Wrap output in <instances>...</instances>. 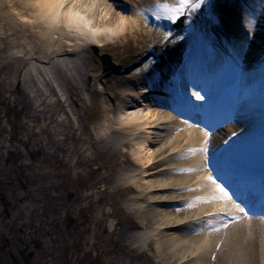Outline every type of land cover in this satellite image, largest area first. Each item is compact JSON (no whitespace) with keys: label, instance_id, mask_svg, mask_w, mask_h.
<instances>
[{"label":"bare ground","instance_id":"6f19581e","mask_svg":"<svg viewBox=\"0 0 264 264\" xmlns=\"http://www.w3.org/2000/svg\"><path fill=\"white\" fill-rule=\"evenodd\" d=\"M110 1L0 0V71L5 76L9 72L5 73L6 67H11L8 69L14 71L17 82V86L12 88H18L19 84L28 88L38 104L39 98L43 97L39 90L43 91L44 96L51 91L52 104L58 91V99L66 104L68 112L78 124L77 114L70 103L73 96L84 101L79 93L82 88L87 97L93 93L101 95L104 108L100 117L99 112L96 113L92 120L94 123L88 127L91 131L89 145L83 147L81 154L85 160L81 162L89 164L92 161L93 156L89 152L97 142L116 147L118 153L123 151L124 159L118 160L117 164L126 167L119 172V182L121 186L128 185L126 190H129V196L125 203L136 210L129 216L135 225L129 232V241L141 249L147 248L148 253L152 252L150 261L155 264H264V218L244 216L233 200L219 198V183L208 179L209 176L213 177L208 160L216 154L217 146L239 141L243 131H250V128L246 124L235 125L233 131L220 139L215 134L208 136L198 126L206 117L200 113L197 105H193V116L198 120L196 127L181 123L175 111L158 106L159 111L152 109L154 102L152 99L153 103H150L149 97L159 96L158 99L162 101L161 86L170 80L171 63L178 61L177 57L186 54L190 47L189 44L186 47L185 42L174 51L168 45L155 47L158 56L155 58V53L151 52L154 62L149 67L141 66L138 72L134 69V74L120 79L116 89L108 81L109 71L104 69L102 61V57L109 53V46L118 50L120 55L126 54L124 61L136 64L137 49L148 47L157 35L158 38L165 36L158 28H151L152 22H172L156 19L153 7L156 0ZM242 1L248 4L254 2L256 8L245 10L235 4L230 7L226 0H214L213 14L220 23L218 27L221 31L212 33L213 30L207 28L205 23L198 35L203 45L202 33L205 39H213L217 35L223 52L228 51L229 47L225 37L245 40L237 24L250 31L247 35L254 36V40L252 51L244 59L245 80L257 84V74H250V70L259 72L264 81V44L260 46L261 38L251 14L259 12L263 4L257 0ZM190 9L186 10L185 15L188 16ZM229 15L230 20L227 18ZM256 18L264 21V13L256 15ZM198 24L201 26L202 23ZM238 45L241 46L238 42H232V46ZM251 53L253 56H249ZM206 55L207 58L202 61L211 68L223 61V56H219L218 60L211 51ZM120 67L124 69L117 65V68ZM202 67H198L197 72H201ZM117 68L110 72H116ZM203 71L206 72V69ZM215 71L216 80H219L221 66ZM236 75L234 73L233 78ZM179 78L181 82L188 81L183 75ZM216 83L211 85L212 88L216 87ZM104 91H112L114 100ZM187 91L192 103H198L193 92ZM258 100L257 108L255 102L251 101L244 102L243 107L238 108L244 112L240 116L250 120L253 118L256 128L261 130L264 128V97ZM64 115L59 118L60 122L64 123ZM207 121L211 122L210 116ZM208 124L213 126L216 123ZM70 127L74 131L73 126ZM36 128L38 133L43 130V125L37 123ZM54 134L58 135L57 130ZM14 147L17 148L9 143L3 149ZM42 156H45V152ZM184 158L190 159L179 162ZM110 165L114 167L112 160ZM108 178L105 175L102 180ZM47 188V182L39 187L41 192ZM190 203L192 205L187 206ZM175 204L185 207L172 209ZM111 213V207L101 209L97 214L100 221L88 230L85 240L79 241L83 251L92 249L96 252L99 264H109L111 261L106 256V245L117 224L115 219L110 218ZM229 216L239 219L226 223ZM103 220L106 223H102ZM181 231L188 234H181ZM105 232L109 233L107 238L104 237ZM88 238L90 244L87 243ZM150 239L152 243H149ZM100 243L105 246L102 247ZM209 256L215 258L207 260Z\"/></svg>","mask_w":264,"mask_h":264},{"label":"rangeland","instance_id":"374dc122","mask_svg":"<svg viewBox=\"0 0 264 264\" xmlns=\"http://www.w3.org/2000/svg\"><path fill=\"white\" fill-rule=\"evenodd\" d=\"M108 1L111 2L110 0ZM205 5H208L207 0L204 2ZM195 12H197V9H195ZM206 16L209 17L206 18L207 20H213L209 11H207ZM199 17L198 14H194L193 9H190L189 25L192 27ZM152 25V29L158 28L162 31L161 33L164 32L165 36L158 38L157 35V38L153 39L148 47L137 49L138 53L136 52L135 58H137L138 62L136 64H129V62L124 61L127 55H120L117 52L118 50L109 46L108 54L113 57L117 65L124 68L121 69L120 67L116 72L109 71L108 81L115 85L116 89L119 87L120 79L128 77L130 73H133L134 69H136L135 72H138L144 66L149 67L154 62L156 57L154 58L151 52L156 54L157 47L162 45H168V47L179 46L180 43L178 42L183 41L186 37L187 29H190L187 27L183 34H177L170 23H159L157 21L152 22ZM158 42L160 44H157ZM145 55H148L147 58ZM8 68L11 67H6L5 73L9 72L5 76L0 71V112L4 111L5 102H8L9 106L14 105V99L10 100V102L8 99L14 97L16 90H20V97L23 101L22 103L27 107L28 117H33L35 122L43 125V130L37 133L35 129L36 135L35 133L33 134L32 152H35V154L39 153V155L37 156L36 154L34 159L32 177L34 182H39L42 180L40 178V174H42L44 178L42 181L47 182L49 188L44 189L42 192L40 191L43 202L38 199L27 201L26 199H21L18 192L17 194L15 193V189L20 192L22 190L20 186H17L19 184L16 182L17 174L22 172L17 168L19 164L16 162L18 160H9L11 156L10 150H3L7 144L14 143L9 142L6 136V133L11 132L9 118H0V166L3 168L2 179L10 186L3 185L1 190L9 198H20L21 200L6 201L7 206L5 203L0 202V264H14L9 250L7 248L2 249L3 237H11V234L14 237L15 229L28 230L35 226L38 227L33 234L35 239L42 232L43 234L49 233L47 238L42 236V234L40 235V239L43 238V247L38 252L37 260L33 264H99L96 252L92 251V249L83 251L79 241L85 240V234L88 230L93 229L97 222L100 221L97 218L98 212L107 207L112 208L110 218L115 219L117 222L115 232L111 234L110 241L106 245V256L111 259L109 264H155L150 261V256L153 255L152 252L148 253L146 251L147 248L141 249L129 241V232L135 228L129 216L136 210L135 208H129L125 203L126 198L129 196V190H126L128 185L124 187L119 182V172L126 167V165L117 164L118 160L122 161L124 159L123 151L118 153V150L115 149L116 147L105 146L104 142H97L89 152L91 157L93 156L91 158L92 161L89 164L81 162V160H85V157L81 154L84 151L83 147L89 145L88 139L91 131H89L88 127L92 125V120L96 113L99 112L100 117L104 108L101 95L93 93L91 97H87L82 88V90L79 89V93L84 101H81L76 95L73 96V100L70 103L77 114L78 124L68 112L66 104L63 101L61 102L60 98L58 99V91L56 92L55 103L52 104L53 95L51 91L44 96L43 91L39 90L43 97L39 98L40 103L38 104L37 98H33V95L31 96L28 88L20 84L18 88H12L17 86V82L14 80V71ZM104 92L111 100H114L112 91ZM95 104H97V107ZM151 105L153 106L152 109L157 111L158 108H156L155 104ZM15 107L17 106L15 105ZM63 114H65L64 123L59 120ZM70 125L73 126L74 131H72ZM78 127H80V130H78ZM85 127H87L86 130H84ZM64 129L66 130L64 131ZM55 130H57L58 135L54 134ZM73 145L75 148H71ZM121 150L126 151L127 149ZM22 152L25 154V151ZM43 152H45V156H42ZM189 159L184 158L179 162L188 161ZM42 160L47 164L42 162ZM111 160L114 163L113 168L110 165ZM6 172H12V175L9 177L5 175ZM105 175H108L109 178L103 181L102 177ZM71 194H73V197L69 198ZM8 203L10 204L8 205ZM42 205L44 206L43 209ZM184 207L180 204L173 206L172 209L180 210ZM5 213H9L6 218L2 216ZM70 216L76 221L74 229L67 228V219ZM17 217L22 218L21 224H19ZM57 220L59 221L56 222ZM107 220L105 219V221ZM101 222L103 223L104 220ZM22 224L24 225L22 226ZM18 232L21 233V230H18ZM181 234L186 235L188 233L181 231ZM19 236L22 235L17 234L15 237ZM108 236L109 233L105 232L104 237L107 238ZM87 243L90 244L89 238ZM149 243H152V239L149 240ZM100 245L102 247L105 246L103 243H100ZM10 251L15 252L16 256H18L16 248H11ZM210 258L214 259L215 257L209 256L207 260H210ZM21 262L25 263L23 260Z\"/></svg>","mask_w":264,"mask_h":264},{"label":"flooded vegetation","instance_id":"af4514ba","mask_svg":"<svg viewBox=\"0 0 264 264\" xmlns=\"http://www.w3.org/2000/svg\"><path fill=\"white\" fill-rule=\"evenodd\" d=\"M20 90H16L15 91V94H14V97L12 98H9V102L10 100H13L14 102V105L13 106H9L7 103L8 102H5L4 104V107H3V112H0V118L2 117H12L13 114H20V115H26L28 113V110H27V107L25 106V104H23L22 102V99L20 97ZM16 103V104H15ZM15 105L17 107H15ZM15 111L17 113H15ZM18 127H15L14 131L10 132V136L12 137V141H16V147L10 149V150H25V158L22 156L23 153L20 152V151H12L11 152V156L9 158V160H25L26 162L23 163L22 165H18V170H21V174H17L18 178L16 179V182L19 184L17 186H20L22 188V190H25L26 189V184L29 181V177L31 176V169H32V166L35 164L34 163V159L36 158V154H34V152H32V148H33V145H32V137L31 136H28V138L26 139L24 136L22 137L21 136V129H19ZM1 135V133H0ZM18 141V142H17ZM2 150V149H1ZM5 150V149H3ZM39 154H37L38 156ZM13 164H15L13 162ZM15 167V166H13ZM1 168V167H0ZM2 169V168H1ZM0 202H3L6 204L7 206V202L6 201H9V202H12V201H18L20 200V198H9L7 195H5V193L1 190L2 186L3 185H7L8 187H10L6 181L4 182V180L2 179V170H0ZM5 175L7 176H11L12 174H10L9 172H6ZM4 175V176H5ZM3 176V177H4ZM29 176V177H28ZM15 193L17 194V192L20 194V191L18 189H15ZM21 190V191H22ZM21 201V200H20ZM2 203V204H3ZM10 203H8L9 205ZM9 215V213H5V214H2V216L4 218H6L7 216ZM17 220H19V224H21V220L22 218H19L17 217ZM31 224V223H29ZM24 224H22L23 226ZM31 226V225H30ZM38 229L37 226H35L34 228H29L28 230H23V229H15L14 230V237L13 235L11 234V237L10 236H5L3 237L4 241H3V244H2V249L4 248H7L10 252V256H11V259L14 261V264H23L21 261L23 260L25 263L24 264H33V262L35 260H37V254L39 251H41L42 247H43V243H42V239H40V235L42 234V236H44L45 238L48 237V233H45L43 234V232L39 235L38 238L35 239L34 237V233L36 232V230ZM18 230H21V233L18 232ZM24 231V233H23ZM17 234H20L22 236H19V237H15ZM17 238H19V240H17ZM11 248H16L18 251V256H16L15 252H12L10 251Z\"/></svg>","mask_w":264,"mask_h":264},{"label":"snow or ice","instance_id":"6c2138e0","mask_svg":"<svg viewBox=\"0 0 264 264\" xmlns=\"http://www.w3.org/2000/svg\"><path fill=\"white\" fill-rule=\"evenodd\" d=\"M204 2L205 0H171V2H161V0H156V3L153 5V7L155 8L154 15L156 16V19H166L172 23H175L185 15L187 9H198ZM192 95L195 96L196 100L199 101H203L205 99V97L202 96L200 92H193ZM208 179L213 183H216V179L214 177L209 176ZM217 188L221 194L219 196L220 199H233L232 195L226 190L223 185L217 184ZM233 203L235 202L233 201ZM235 206L239 209L240 212L247 215L245 208L240 207L239 204H236Z\"/></svg>","mask_w":264,"mask_h":264},{"label":"water","instance_id":"95a60500","mask_svg":"<svg viewBox=\"0 0 264 264\" xmlns=\"http://www.w3.org/2000/svg\"><path fill=\"white\" fill-rule=\"evenodd\" d=\"M95 51L97 52V49L95 48ZM102 61L104 63V69L109 71V70H115L117 68V65L113 62L112 56L109 54H105L102 57ZM73 220H69V226H72Z\"/></svg>","mask_w":264,"mask_h":264}]
</instances>
